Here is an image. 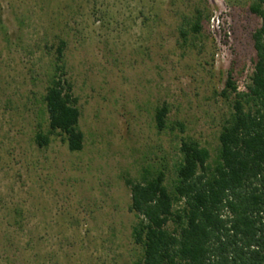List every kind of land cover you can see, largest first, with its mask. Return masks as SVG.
<instances>
[{"label": "rangeland", "instance_id": "obj_1", "mask_svg": "<svg viewBox=\"0 0 264 264\" xmlns=\"http://www.w3.org/2000/svg\"><path fill=\"white\" fill-rule=\"evenodd\" d=\"M258 1L0 0V264H141L127 181L162 164L171 188L183 140L217 158L227 82L244 92L254 71ZM62 43L78 153L44 104Z\"/></svg>", "mask_w": 264, "mask_h": 264}, {"label": "trees", "instance_id": "obj_2", "mask_svg": "<svg viewBox=\"0 0 264 264\" xmlns=\"http://www.w3.org/2000/svg\"><path fill=\"white\" fill-rule=\"evenodd\" d=\"M251 11L261 19L253 35L254 71L244 92L231 77L227 82L224 95L235 94V101L217 158L213 161L199 142L183 140L171 188L162 164L145 169L139 182L127 181L130 211L138 218L133 234L144 248L141 264H264V0ZM200 20L199 12L189 22L195 33L201 30ZM181 34L188 35L183 29ZM64 45L49 74L44 104L50 134L61 136L69 151L78 153L85 136L63 62ZM168 112L167 106L158 109L159 130ZM37 140L49 144L41 133Z\"/></svg>", "mask_w": 264, "mask_h": 264}]
</instances>
